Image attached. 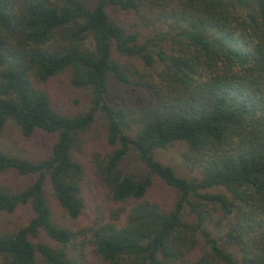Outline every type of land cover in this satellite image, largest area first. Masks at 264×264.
Wrapping results in <instances>:
<instances>
[{"label": "trees", "instance_id": "1", "mask_svg": "<svg viewBox=\"0 0 264 264\" xmlns=\"http://www.w3.org/2000/svg\"><path fill=\"white\" fill-rule=\"evenodd\" d=\"M8 121L50 141L0 150V177H30L0 182V212H31L0 230V264H89L87 247L103 264H264V0H0ZM175 141L193 175L154 156ZM88 177L100 196L73 230L51 204L76 218Z\"/></svg>", "mask_w": 264, "mask_h": 264}, {"label": "rangeland", "instance_id": "2", "mask_svg": "<svg viewBox=\"0 0 264 264\" xmlns=\"http://www.w3.org/2000/svg\"><path fill=\"white\" fill-rule=\"evenodd\" d=\"M121 22L125 23L127 26L126 28L129 31L138 34L140 40L147 37L149 34L150 27L139 26L136 18L130 14L123 15ZM133 62L136 61L133 60ZM69 102L70 101L67 99L64 101L65 104ZM71 103L72 102H70L68 106L72 105ZM49 141L50 137L45 133H35L30 137L21 135L16 125L11 123V121L6 122L0 132V150L10 152V154L18 153L27 155L28 157H39L47 153ZM187 152L188 149L185 143L175 141L164 148L156 149L154 151V156L162 162L170 164L178 174L190 176L196 171L194 169V163L191 162L190 156L189 158L185 157ZM122 165L123 168L139 167V163L132 157V155L126 157V159L123 160ZM29 179L30 177L21 178L17 175L7 173L0 177V182L6 180L12 185L14 183L25 184ZM84 183V189L82 190L84 206L76 218L73 219L67 216L58 206L53 203L51 204L53 217L73 230L90 222L93 216V203L98 201L100 196L99 190H101V187L94 181V179L88 177ZM30 214L31 212L28 205L22 204L15 207L10 213L0 212V230H13V228L17 227L19 224L24 223ZM85 251L87 252L86 258L89 264H103L94 256V253L89 247H87ZM73 252L74 251L71 249L72 254Z\"/></svg>", "mask_w": 264, "mask_h": 264}]
</instances>
